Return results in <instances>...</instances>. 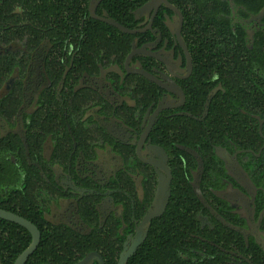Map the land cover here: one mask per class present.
I'll list each match as a JSON object with an SVG mask.
<instances>
[{
	"label": "flooded vegetation",
	"instance_id": "af4514ba",
	"mask_svg": "<svg viewBox=\"0 0 264 264\" xmlns=\"http://www.w3.org/2000/svg\"><path fill=\"white\" fill-rule=\"evenodd\" d=\"M110 1L0 2V210L39 232L24 264H120L140 233L125 264L173 240L155 262L264 264V0ZM0 221L14 264L33 237Z\"/></svg>",
	"mask_w": 264,
	"mask_h": 264
},
{
	"label": "water",
	"instance_id": "95a60500",
	"mask_svg": "<svg viewBox=\"0 0 264 264\" xmlns=\"http://www.w3.org/2000/svg\"><path fill=\"white\" fill-rule=\"evenodd\" d=\"M169 180L170 177L167 181H165V179H160L159 181V188H158V192L156 194L154 203H153V207L154 210L152 211V213L148 214L145 219H144V224H145V229L147 228L149 221L158 216L159 213H161L163 211V209L165 208L168 198H169ZM161 211V212H160ZM0 218L4 219V220H8L14 223H17L19 225H21L22 227L26 228L32 235L33 237V242L32 245L30 246V248L24 253L22 254L14 264H24L27 257L31 254V252L35 249V247L37 246L38 242H39V232L38 230L31 225L29 222L20 219L12 214L6 213L4 211L0 210ZM145 233H140L137 236L136 242H134L133 246L130 249H126L121 257V262L120 264H125L128 257L135 251V249L137 248V246L143 241V237H144ZM86 260L84 262H81L79 264H85Z\"/></svg>",
	"mask_w": 264,
	"mask_h": 264
},
{
	"label": "trees",
	"instance_id": "16d2710c",
	"mask_svg": "<svg viewBox=\"0 0 264 264\" xmlns=\"http://www.w3.org/2000/svg\"><path fill=\"white\" fill-rule=\"evenodd\" d=\"M2 1H4V0H0V2H2ZM11 1L18 2L19 0H11ZM127 2H129V0H127ZM2 7L3 6L0 5V8H2ZM41 8L51 9L50 7H47V6H41ZM108 8H109L108 12L115 18L116 13H117V9H118L117 1L111 0L109 2ZM0 16H1V12H0ZM108 31L112 32V29L104 26L103 32L105 34H107ZM178 191L179 190H174L172 192V196H171L169 206L170 207H177V206H181L182 204L192 205V203H190V201L193 200V198H187L185 200L180 199ZM1 222L2 221H0V223ZM177 250H178L177 242L173 240L170 243H168V242L162 243V244L157 245L156 247H151L148 251L146 249H140V251L137 253V255H138V259L145 257V261L143 262V264H162L161 260L159 262H155V259L157 258V256H159L161 259L164 258V259L168 260L167 258H169L172 255L177 254ZM147 255H148L149 260L146 259ZM167 256H169V257H167ZM173 263L179 264L178 261H174ZM1 264H12V261H8L6 263H4V261H2ZM29 264H31V263H29ZM40 264H42V262ZM138 264H140V262Z\"/></svg>",
	"mask_w": 264,
	"mask_h": 264
}]
</instances>
